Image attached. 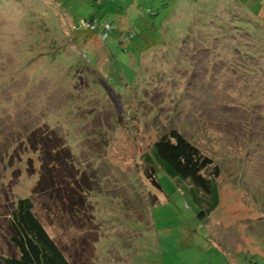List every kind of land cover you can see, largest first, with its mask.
<instances>
[{"label":"rangeland","instance_id":"374dc122","mask_svg":"<svg viewBox=\"0 0 264 264\" xmlns=\"http://www.w3.org/2000/svg\"><path fill=\"white\" fill-rule=\"evenodd\" d=\"M237 1L194 0L190 7L184 0H0V81L8 82L0 93L6 103L0 111V264L14 251L6 219L21 195L32 198L38 218L74 264H264L259 81L234 73L230 64L241 56L231 54L228 42L212 46L206 35L204 43L180 46L183 53L175 45L188 28L184 19H197L196 9L208 29L218 30L215 19L224 30L223 19L236 8L251 10ZM91 15L108 23L107 35L104 26L85 28ZM140 31L145 38L128 39ZM54 53L70 63L79 56L95 74L54 87L62 84L54 78L66 80L52 74ZM187 57L191 68L177 67ZM48 62V70L36 72ZM42 85H52L47 97L33 94ZM16 90H30L26 97L53 110L49 126L62 136L60 155L73 169L63 166L55 175L51 166L45 173L43 160L53 156L42 148L24 155L23 145L12 150L13 164L5 159L6 136L32 128L31 120L13 122ZM237 99L252 105L225 110ZM172 128L218 166L210 191L170 176L152 159L153 143Z\"/></svg>","mask_w":264,"mask_h":264},{"label":"trees","instance_id":"16d2710c","mask_svg":"<svg viewBox=\"0 0 264 264\" xmlns=\"http://www.w3.org/2000/svg\"><path fill=\"white\" fill-rule=\"evenodd\" d=\"M184 1L190 4V7L195 3L193 2L194 0ZM166 4L167 3H164L163 6ZM178 4L176 6H178ZM238 4L240 6H248L251 10L246 12L244 8H241V11L238 10L240 7L236 8L230 19H223L222 22L224 30H220V21L217 20L216 22L214 19L213 24L218 28L217 31H215V28H213V30L208 29L211 24H206V19L203 17L202 10L200 11L199 9H196L194 14L197 16V19H184L183 26H187L188 28L184 29L181 34H178L175 37V45L177 46L176 52H184V50H181L182 48H180L183 44L187 45L190 43V45H194L195 42L204 43L201 40V37L203 36L204 38L206 35H209V38H212V46L218 47L219 44L225 45L224 42H228L229 47H227L230 49L231 54L232 51H235L238 56H241V59L238 60L239 64L237 63L233 66L232 63L230 64L234 73L241 76L251 75L255 78L254 81H259V83L256 84L260 90H257L256 92L257 101L259 99L257 96L260 95V97L262 98L263 96L264 99V23L262 22L264 21V0H238L237 5ZM173 6L174 2L172 3V7ZM197 7L199 8V5ZM215 12H217L216 9ZM83 21L90 23V25H94V28L85 26L87 30H95L97 27L100 28L101 26H104V32L107 35V30L111 29L107 22H103V24H101L93 15H91L88 19H83ZM208 31L214 32L206 34ZM142 32L143 31L136 32L133 35H128V39L134 38L139 40V38H145V36L142 35ZM248 46L250 49L246 51ZM55 54L56 53H54L51 62L58 63V65L56 67H51L52 74L54 71L60 73L62 79L66 80L61 81L59 78H54L53 83L60 81L63 84L53 85L54 87L59 86L63 88V86H67V82L79 80L80 78L89 79L88 77L95 74L92 70V66L90 67L87 63H84L79 56L75 59L74 63H70L71 61H65L64 57L60 55L55 56ZM213 55L214 54L212 53L210 56L212 57ZM248 57L253 63H250V60H246ZM260 58L261 60H258ZM29 59L32 60V58ZM56 60H59L60 62ZM190 60L188 57L184 61H180V59H178L177 67L181 68L184 64H187L185 67L191 68L192 60L191 62ZM255 61H257V63ZM49 63L50 62L46 65L39 64V69L36 72L48 70L51 66V63L50 65ZM36 72L31 75L33 81L37 78ZM195 76L197 77L196 72ZM0 82V93H3L6 90L8 82ZM50 88H52V85L47 88L42 85L41 89H38L35 93L33 92V94L41 95L44 91H46V95L44 97H47L50 95ZM29 91L27 93L31 94ZM245 91L246 90H243V92ZM14 92L17 93V95H13L12 112L15 113L13 115V122H24L27 125L31 120L32 123L29 126L32 128L23 129V133L18 131L16 135H11L10 132V135L6 136V139L1 142L4 143L2 148L5 159L9 158L11 160L10 165L13 164L15 156H13L14 153L12 150L16 149L17 146L20 147L23 145L24 148L22 152L24 150H30V148H34V151L38 152V148H42L50 157L53 156L52 162H49L48 160L46 161V159L43 160L46 168L45 173L48 172V168H51V166L55 170H52L53 173L55 172V175L57 172H61L60 169H63V166H68L70 169H73L71 163H67L66 161L68 160L64 159L60 155L64 150L63 148H65L64 143L58 144L62 139V136L59 134L57 128L49 126L48 122L55 118L53 110L47 109V106L43 107L42 103H40L42 101L40 98L39 102L30 100V97H26L27 93H22L23 90H16ZM9 93L12 95L13 91ZM53 93L54 92L52 91V94ZM240 100L241 99H237L235 102L231 104L226 103L223 106L225 107V110L226 107L232 108L237 106L241 108V112L245 110L247 111V108L252 105V102L250 99H248L247 102L244 99H242L243 101ZM239 103H241V105H239ZM5 104H0V111H4L3 108L6 107ZM256 106L258 107V105ZM82 108L84 107L82 106ZM34 109H36L40 115L32 118L30 114H32ZM249 110L253 111L251 108ZM5 114L6 116L11 115L8 111H6ZM261 117L264 119V108L263 115H261ZM45 128L47 130H45ZM39 134H41L40 139L38 138ZM33 140L38 142H33ZM51 141L53 142L52 144L50 143ZM16 152H18V150ZM23 154L27 155L28 153L23 152ZM149 154L152 156V159L156 164H160L166 168V171L170 174V176H173L174 178L181 177L186 180H192L195 186L202 190L210 191L212 186V179H210V176L219 173L218 166L213 163V158H211L201 147L191 141L177 128H172L161 135L153 143L152 151L151 153L149 152ZM18 171L19 170L17 169V172ZM43 176H46V174L43 173ZM55 185L60 184L57 182ZM192 190L193 189H190L188 192ZM6 221L7 228L9 230L8 241L14 251L11 254L1 256L2 264H74L70 261L64 250L38 218L35 213L34 202L31 197L26 195L18 196L15 203H13V207L10 210Z\"/></svg>","mask_w":264,"mask_h":264},{"label":"built area","instance_id":"2783aa9c","mask_svg":"<svg viewBox=\"0 0 264 264\" xmlns=\"http://www.w3.org/2000/svg\"><path fill=\"white\" fill-rule=\"evenodd\" d=\"M84 25H86L87 27L94 28V25H90V23H87V22H84Z\"/></svg>","mask_w":264,"mask_h":264}]
</instances>
